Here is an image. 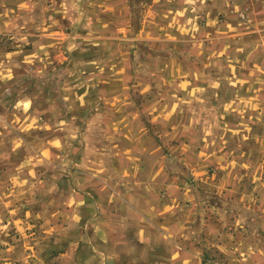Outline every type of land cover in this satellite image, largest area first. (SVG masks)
Here are the masks:
<instances>
[{"label": "crops", "instance_id": "crops-1", "mask_svg": "<svg viewBox=\"0 0 264 264\" xmlns=\"http://www.w3.org/2000/svg\"><path fill=\"white\" fill-rule=\"evenodd\" d=\"M237 11L243 26L218 21ZM6 34L30 40L29 93L8 76ZM240 64L248 73L232 78ZM72 67L88 71L87 80L71 78ZM164 78H180L172 132ZM87 114L99 116L89 129L116 137L98 146L119 153L85 172L81 157L88 179L80 178L95 180L86 188L98 213H115L86 219L81 207L75 221L82 203L73 205L72 191L56 204L48 180L46 198L35 182L41 166L72 176L71 118ZM53 115L62 119L52 123ZM61 213L66 230L56 229ZM39 226L52 240L16 238ZM88 227L97 228L94 238ZM77 237L95 243L100 264H201L203 250L224 264H264V0H0V264H46L61 248L73 259ZM84 246L78 264H87Z\"/></svg>", "mask_w": 264, "mask_h": 264}, {"label": "rangeland", "instance_id": "rangeland-1", "mask_svg": "<svg viewBox=\"0 0 264 264\" xmlns=\"http://www.w3.org/2000/svg\"><path fill=\"white\" fill-rule=\"evenodd\" d=\"M244 14V15H243ZM236 16V17H235ZM234 17H231V19H226L225 16L221 15L218 18V21L220 22V24L224 25L225 23L228 24V27H232V28H237V27H241L244 25V21H245V13L237 11L236 15ZM231 24V26H230ZM3 42L6 45V49L8 50V52H10L9 54V58H8V68H9V77L12 78H22V81L20 84H18L19 86H21L24 90L25 93H29L30 89H31V78H34L33 76V68H32V61H31V55H30V51H31V43L30 40H25V36H20V35H16V34H6L5 36H3ZM16 51H20L23 53V56H13L14 52ZM174 68V67H173ZM171 67V69H173ZM246 67H244L242 64H240V67L235 69V74L232 75V78H239L241 76H244L248 73H246L245 71ZM84 70H86V68H84ZM81 68L80 67H72L70 68V77L71 78H86L87 80V75H88V71H82L81 73ZM234 73V72H233ZM46 74V73H45ZM43 78H46L43 77ZM163 81V78H161ZM180 78H164L165 82H162V86L164 88V90L167 89L168 92V96L169 98L166 100L167 101V105H168V113L167 116L169 118V123L172 121L173 125H169V130L170 132L173 131L174 129V118H175V110H176V101L177 99L174 98V93L177 91L176 90V86L177 83L174 82L176 80H179ZM188 80L187 86H193V82L192 79L190 78V76H188L187 78H184V80ZM185 80V81H186ZM195 81V80H194ZM223 80L218 81L215 83V86H217V91L219 92H223ZM239 85V84H238ZM161 86V85H160ZM240 88H238L237 90H239ZM176 90V91H175ZM195 88L190 87L189 91H194ZM172 95H170V93H172ZM173 96V97H172ZM223 97V93L222 96ZM192 100L189 98V100H185V103L188 104V112L184 114L185 119L186 120H191V102ZM189 102V103H188ZM194 104V103H193ZM101 117V116H100ZM178 117H181L178 116ZM34 121L36 120V117H34ZM62 119V115L58 116V115H53V116H49V119H51L52 123L55 122V120L57 121L58 119ZM97 118H99L98 115L96 114H87V115H73L72 116V131H71V147H69V152L71 153V157H72V176L70 178H68L67 176L65 177L66 180H63V170L59 171L57 170V172H49L47 171L44 167H38V171H37V176H36V182H35V188H36V193H41V197L46 198V195H44V192L47 190V184L46 182L43 180L44 178H46L48 180L49 183V189L53 192L55 191V203L56 204H62L63 205V199H64V195H62V192H70L72 191V202L73 205L76 204H81L82 205L80 207L77 208V211H73L72 212V220L77 221V219H79L80 217H82V214L84 216V218L86 219H94L97 217V213L100 212V209H97V197L95 195V193H87L88 190L86 188V186H88L90 183L93 185V181H91V179L85 180V179H81V175L86 177V174H82L80 173V167L79 165L76 163V161H78L81 157H85L88 160V166L90 167V169H86L84 168V172L85 171H90L91 166L96 167L97 162V157H102V156H113V155H117L116 152L117 148L115 147H100L98 146L99 144V140L101 138H104L105 141H109L111 138L112 139H116L115 136H110L107 135L109 133V131H111V129H105L103 131L99 130L97 131L95 128L93 129H89L91 127V122L95 123ZM85 119L88 120L89 122V127H88V132L85 133V130H82V127H84V122ZM103 120H105L103 118ZM174 120V121H173ZM39 123H43L44 121V116H41L40 119L38 120ZM27 122L30 124L32 123L31 119H27ZM144 122L145 124L148 126L149 132L151 133V135L156 138L157 140H159V132H156L153 130V127L150 123V121H148L146 119V117H144ZM82 125V127L80 128V126ZM123 125V122H122ZM122 128H120V132H119V142H122V138H126L124 136V132L122 131ZM105 132V135H103ZM121 133L123 135H121ZM61 136L63 137V134L61 133ZM121 136V137H120ZM127 136V133H126ZM187 136L189 137V139H191L192 133L190 131H187ZM66 138V136H65ZM67 139V138H66ZM175 140V139H174ZM59 148V147H58ZM43 149V146H37L35 148L34 146V151H37V154H40L41 150ZM53 149V148H52ZM62 149V148H61ZM54 150V149H53ZM168 150V149H167ZM24 154L27 153V150L25 149ZM169 152V151H168ZM167 152V153H168ZM53 153V152H51ZM55 156L57 159H59L60 157L58 156L57 153H55ZM100 160V159H98ZM102 161V159H101ZM86 167V166H85ZM61 174V175H60ZM35 178V177H34ZM67 178L69 180H67ZM87 178V177H86ZM88 179V178H87ZM193 182H189V184H192ZM91 185V186H92ZM194 185V184H193ZM95 186H93L92 188H94ZM93 190V189H92ZM50 192V193H51ZM82 207V214H80L79 210ZM114 212H101L98 214H103L104 218H112ZM67 218V217H66ZM63 217H62V213L59 217V221H57V226L56 229L58 230H66L65 227H63V221H62ZM58 220V217H57ZM79 224V222H78ZM14 231V227L12 228ZM95 227H88V229H85L87 231L88 236L91 237H95L97 232H96ZM56 230V231H58ZM80 227H72V234H75V236H78L80 234ZM83 231V229H82ZM17 236L16 238H21V242L25 239L27 240H31V241H41L40 243H42L45 240H49L48 237H50V239L52 240L53 234H51L50 232H46V228L44 227H27L25 228L24 232L22 233V235H20L19 231H15ZM24 236V237H22ZM78 238H76V240L78 241ZM75 237H73V241H74ZM84 240V239H83ZM87 240V239H86ZM85 240V241H86ZM50 241V240H49ZM83 244L84 246V254L87 258V264H100L101 261V253H99V257L97 255L96 258V245L94 242H82V241H78L77 243L75 242V244H73V259H65L62 255L64 249L61 248L58 251H51L48 252L46 256H49V260H45V263L48 264V261L50 262V264H78L77 260H75V255L78 253V250L80 245ZM3 245L4 243L1 242L0 239V256H1V249H3ZM77 246V247H76ZM76 247V249L74 248ZM205 249V248H203ZM5 250V249H4ZM215 250V249H214ZM98 252V251H97ZM213 252V251H212ZM50 254V255H49ZM1 261V259H0ZM201 264H224V260L223 258H219L218 256V252L213 254L211 253L209 256V252L208 251H204L203 250V256L201 258Z\"/></svg>", "mask_w": 264, "mask_h": 264}]
</instances>
